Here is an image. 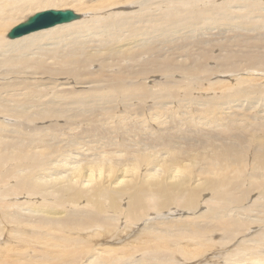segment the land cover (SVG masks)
<instances>
[{"label": "rangeland", "instance_id": "obj_1", "mask_svg": "<svg viewBox=\"0 0 264 264\" xmlns=\"http://www.w3.org/2000/svg\"><path fill=\"white\" fill-rule=\"evenodd\" d=\"M74 4L70 0L40 8L23 18L47 10L76 12ZM141 4L126 10L138 15L136 48L98 59L82 77H76L75 67L72 78L66 74L58 80L45 75L29 79L30 73L22 74L24 78L18 72L0 78V142L17 136L15 129L21 126L47 157L57 141L61 157H52L53 162H68L58 176L53 175L57 164L39 173L41 183L54 178L47 189L49 204L40 195L16 190L12 179L0 180V206L5 207L0 209L4 227L0 258L7 259H0V264H13L15 259L20 261L15 264H39L50 257H56L57 264H90L92 256L80 247L91 244L89 252H93V246L98 248L103 241L108 247H122L108 264H263L239 255H264V0H144ZM145 11L151 14L142 16ZM120 12L117 8L101 15L88 12L85 18L111 20ZM92 24L66 26L63 32L75 38L80 31L91 33ZM128 34L124 27L111 38L123 40ZM113 47L120 50L123 44ZM67 82L57 89L68 88L65 92L74 95L49 105L52 88ZM23 85L27 89L15 93ZM24 98L28 102L21 107ZM217 169L219 175L209 176ZM154 172L165 178L159 186L171 184L167 173L186 176V190L197 194V205L191 208L171 201L161 208L162 198L151 197L146 203L152 208L127 221L129 198L120 199L115 207L110 200L91 199V190L117 183L145 187L142 182ZM217 178L224 182L220 191L211 187ZM72 180L68 190L65 184ZM54 187L69 192H52ZM223 192L230 195L224 203ZM38 204H43V211L30 215ZM211 208L223 212L212 219ZM231 219L248 224L230 230L219 223ZM199 229L202 234L193 239L191 231ZM66 236L73 241L67 243ZM164 243L162 252L159 246Z\"/></svg>", "mask_w": 264, "mask_h": 264}, {"label": "bare ground", "instance_id": "obj_2", "mask_svg": "<svg viewBox=\"0 0 264 264\" xmlns=\"http://www.w3.org/2000/svg\"><path fill=\"white\" fill-rule=\"evenodd\" d=\"M69 1L70 0H0V78H4V77L8 78V74L15 75L16 72H18L17 74H20V75L25 74V73H30L32 76L26 77L29 79H33V75H45V76H50L53 80H58V78H60L58 76H60V75L64 76L66 74L71 75V78H72V76L74 74V72L72 73V70L75 67H76L75 70L78 69V74L76 75V77H82L83 73L85 71H87V69L91 65H94L93 63L97 62L98 59H100L102 57H104L106 59V58L114 56L117 52L123 53V52L130 51V50H133L136 48V46H135V44H136L135 43L136 42V31H135L134 24H135V19H136V17H138V15L132 13V11L128 12L126 10L136 8L135 6L138 4L142 5L141 3L144 0H124V2H121V0H101L98 3H96L97 1L95 2L92 0L93 2H95L94 4L86 3L85 0H71L75 3L73 6L76 8L77 13L78 12H84V14L81 13L82 17L80 18V20L73 21L71 23H65L64 25H58L55 27H51V28H48V30L33 32L30 35H26V36H23L20 38H15V40L9 39L8 36H6V39H5V35L9 32V30L12 31L11 27H13L15 25V23L19 22L20 24H22V23H25L29 19L28 18L26 21H24L25 19L23 17H27V16H25V14L31 13V11H34V10L37 11V9H40V8L45 9L49 6L50 7L51 6H57L58 4H63V3L69 2ZM89 1L87 0V2H89ZM150 1H151V3H153V2H157V1H161V0H150ZM229 2H232V1H229ZM112 8H117L121 12H120V14H113V17L111 18V20L101 19V18H99V16H97L96 18H93V17L92 18H85V15H86L85 13H88V12L92 13L93 12L95 14L96 13L104 14V13H106V11L112 10ZM146 10H148V9H146ZM124 13H129V14L125 15ZM149 14H151V12L145 11V13L141 14V15L145 17ZM21 19L24 22L21 21L22 22L21 23L20 22ZM90 22L93 23L92 24L93 29H92L91 33H89V31H80V33H77V37L73 38V37H71L72 34H67L65 31L63 32V29L66 26H77V25L80 26L81 25L80 28H82V25L84 23H90ZM124 27H127V32L129 33L128 36L124 37L123 40H121V38H118V37H116L112 40L111 36L113 34L118 35L119 33H122ZM179 27L180 26L178 25L175 27V29H178ZM105 34H107V35H105ZM111 42H113V45H115L117 43H122L123 48L120 50H116L115 47H113V45H111ZM97 55H99V57L94 58ZM260 59L258 58L256 60L260 61ZM179 67H181V66H179ZM198 67L203 68L202 65H200V64L198 65ZM170 68L174 69L173 67H170ZM75 70H73V71H75ZM68 80H69V84H70V80H72V79L68 78ZM11 82H12V80H11ZM27 83L28 82H26L25 80L23 81L24 85H27ZM53 83L55 84L54 81H53ZM6 84L8 86L10 83L9 84L6 83ZM6 84L2 83L3 86L4 85L6 86ZM66 84H68V82L65 84H57L55 86L56 89L54 88L56 91L52 88V90L54 92H52V91L51 92L54 95L53 96L51 95L50 100H48L49 105L52 104L54 106V105L60 104L62 102H65L69 98V96L74 95L72 92H68V91L65 92V90H68V88L61 89V90H60V88L57 89L61 85H66ZM22 88L27 89L25 86L20 87L16 90L15 93L18 92V95H21L20 91ZM12 91H14V89ZM142 91H145V90H142ZM15 93H13V94L10 93V96H14ZM33 93H34V95H36V93H37L36 96H38V97L41 96L40 94L38 95V93H40L39 91H34ZM71 99H72V97H71ZM37 101H38V99H37ZM27 102H28V100L24 98L22 104L20 102V106L21 107L25 106ZM12 111H15V110L12 109ZM219 132H220V130H219ZM15 133H17L18 135L15 137L10 136V140H2L0 142V180L2 179L5 181V180L12 179V180H14L12 183H13V186L15 187L16 190L21 191V192H27L31 196H34L36 194L40 195L45 200H48L46 202V204H49V203H51L52 200L49 201L50 199H47L50 196V192H48L47 189H48L49 184L52 183V180L54 178H52L51 180H44L41 183L39 181V173L47 170L51 164H57L58 166L55 169V173H57V174H53V175L58 176L59 170L62 168V166L68 163L67 162V163L62 164L58 161L53 162L52 157H57V158L61 157L58 155L59 143H57V141L53 143L54 147H52V151L50 154L52 156L47 157V153L45 152L44 148L41 145L34 143L30 134L27 133L26 130H24V127H21V126L16 127ZM12 135H15V134H12ZM225 154H230V152L227 151ZM137 160H135V161H137ZM147 162H148V160H147ZM21 171L24 172V174L22 175V178L19 180H16V178L18 177V175ZM155 171H157V170H155ZM214 174L215 175L220 174L218 169L214 170V172L210 173L209 176H212ZM148 177L149 178H147L146 181L142 182L143 185H145V187H142V188H139L138 186H136V183L133 182L132 184H130L127 187L117 186L118 185V183H117L115 186L108 187L107 189L101 188V189L91 190L90 191L91 194L94 195V197L91 199L94 200V199H101L102 198V200H106V201L110 200L111 203H113V205L115 207V206H117V203L119 202L120 199L129 198L131 203L129 202V205H128L129 211L127 214H125L127 221L129 219L131 220V219L136 218L135 217L136 214L141 212V211H145V212L149 211L152 207H150L146 203V200H150L151 197L162 198L160 200L162 203H159L161 208L166 207V204L171 202V201H175V203L179 206L184 205V206H188L191 208H193L197 205V201H198L197 194L194 191H187L186 190L187 189L186 188L187 183H185L187 181L186 176H181L178 173H176L175 175H173V173H167L166 174L167 182L170 179V180H172V181H170L171 184L166 183V185H164L165 183H161L160 186L158 185V182L165 179V178H160L159 176H157V172L149 173ZM148 179H150L152 182L148 183L147 182ZM73 182H74V180H72L68 184H65L66 187L68 188V190L73 185ZM223 183H224L223 179L217 178L211 182V187L216 188L218 191H220V190H222L221 187L223 186ZM10 184H11V182H10ZM68 190H64V187H54L52 192H59V193H62L63 195H66L69 192ZM7 197H9V196H7ZM7 197H6V199H7ZM80 197H83V195H80ZM177 199H180V200L177 201ZM13 200H16V199H13ZM228 200H230V195L223 192L222 197H221V202L224 203V202H227ZM9 202H11V201H9ZM10 204H12V203H10ZM17 204H15V205H17ZM29 204L32 205L34 203H29ZM33 206H35V204ZM100 206H101V204H100ZM11 207H13V206L11 205L7 208L11 209ZM0 209L4 210L5 207L3 206ZM20 209H22V208H20ZM34 211H36V212L43 211V204H38L36 209L35 208L31 209L29 211V214L31 215ZM21 212L19 214H21ZM100 213H103L102 209H101ZM211 213L212 214H210L209 216H211V218L214 219L215 216L218 213H220V211L219 210L216 211V209L213 208ZM130 216H131V218H130ZM11 217H13V216L11 215ZM0 219H1V217H0ZM2 219H1V221H2ZM55 219L61 220V218H58V217H56ZM69 219H73V218H69ZM13 220H16V219H13ZM1 223H3V222H1ZM219 223H222L224 229H228V228L230 229L234 225H236L238 228H240V227H242V225L246 226V224H248L247 222L244 223L241 220H235V219H231L230 221H227L225 223L223 221H221ZM27 224H28V222H27ZM20 225H22V224L20 223ZM29 227H31V225ZM22 228H28V227H22ZM190 229L192 230V228H190ZM233 229H235V228H233ZM111 230H113L112 227H110L108 229L109 232ZM196 230H198V229H196ZM3 231H4V227L0 225V232L2 234H3ZM200 231H201L200 229H199V231H191L192 232L191 236L194 237L193 239H195V236L197 237V235L202 232V231L201 232ZM7 232H9V231H7ZM32 232L29 234L32 235ZM233 232H236V230ZM104 235H105V233L103 234V236ZM183 235H181L179 237H183ZM228 235L230 236L231 234H228ZM154 236H156V235H154ZM157 236H160V235L158 234ZM34 237H35V235H34ZM151 238H153V236ZM197 238L199 239V237H197ZM10 239L12 240V237ZM14 239L15 238H13V240ZM32 239H34V238H32ZM47 239H48V237H47ZM155 239H156V237H155ZM17 240H19V239H17ZM40 240L42 241L41 238H40ZM63 240H65L67 243H69V242L73 241V238L66 236L63 238ZM109 240L112 241V239H109ZM163 240L165 241L166 239L162 238V241ZM198 241H200V240H198ZM35 242H36V240H35ZM45 243H47V242H45ZM105 243H106L105 241L100 243L98 248H96V246H93V247H95L93 249L94 250L93 252H91V251L89 252V250L91 248L90 247L91 244L86 245V246L82 245L80 247V250H83V252L86 253L85 254L86 256H88V255L92 256L93 259L89 262L90 264H108L111 259H113V258L116 259L118 257L117 254L119 253L120 250H122V247H120L118 249L113 248L112 246L108 247L105 245ZM19 244H21V243H19ZM40 244H42V243H40ZM0 245H1V242H0ZM164 245H165V243L163 245H161V247L159 245H157V246H159L160 249L161 248L165 249ZM7 247H9V246H7ZM15 247H19V245L15 246ZM20 247H21V245H20ZM47 247H48L47 244L44 245L45 249ZM155 248H158V247H155ZM8 249H6V251ZM163 249H161V251ZM3 250L4 249H2V251ZM9 251H11V249ZM243 251L245 252V250H243ZM12 252L14 253V251H12ZM24 252H26V254H27L28 251H24ZM6 253H8V252H6ZM13 253H11V256L13 255L12 257L14 258L15 253L14 254ZM16 253H19V252H16ZM8 254H10V253H8ZM185 254H187L188 257L189 256L190 257L195 256L194 253L186 252ZM260 254H262V253H260ZM260 254L259 255L256 254V255L245 256V254L240 253L239 256H243L242 260H246L245 259L246 257H251L253 263L255 261L256 262L258 261V262H261L264 264V255H260ZM27 255L29 256V252ZM85 255L83 256V259L86 257ZM24 256L28 257L26 255H24ZM22 258H24V257L22 256ZM0 259L3 261L4 258L3 259L0 258ZM4 260L6 261L7 259L5 258ZM15 260H14L13 264H15ZM20 260H21V257H20ZM87 260H88V258L85 260V262ZM5 261H3V262H5ZM8 261L13 262L10 259ZM17 261H19V259L16 260V262ZM21 262H23V261H21ZM56 262H57L56 257H54V258L50 257L48 260H44V262L39 263V264H57ZM24 263H25V261H24ZM10 264H12V263H10ZM36 264H38V263H36Z\"/></svg>", "mask_w": 264, "mask_h": 264}, {"label": "water", "instance_id": "obj_3", "mask_svg": "<svg viewBox=\"0 0 264 264\" xmlns=\"http://www.w3.org/2000/svg\"><path fill=\"white\" fill-rule=\"evenodd\" d=\"M81 17V14L79 15L71 10H47L46 12H38L37 14L31 16V18H29L25 23L15 26V28H13L8 34V38L15 40V38L30 35L33 32L48 30V28L51 27L80 20Z\"/></svg>", "mask_w": 264, "mask_h": 264}]
</instances>
